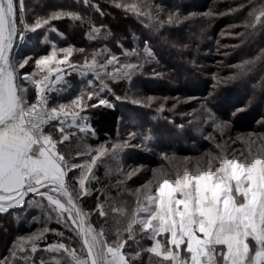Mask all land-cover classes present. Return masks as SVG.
Listing matches in <instances>:
<instances>
[{
  "label": "snow or ice",
  "instance_id": "obj_1",
  "mask_svg": "<svg viewBox=\"0 0 264 264\" xmlns=\"http://www.w3.org/2000/svg\"><path fill=\"white\" fill-rule=\"evenodd\" d=\"M108 2L125 14L147 21L145 26L157 32L166 26H178L194 15L182 16L176 9L162 16L151 0ZM74 3L100 17L106 14L93 0ZM243 10H248L243 22L246 32L229 34L244 37L264 31V0H246L226 12L201 15H231ZM65 18L88 23L89 38L101 34V29L80 12L61 8L38 15L25 0H0V214L10 215L35 205L46 209L47 220L54 218L65 229H51L45 223L36 232L18 237L9 249L10 258L0 259V264H48L37 257L41 251L53 254L54 264H145L142 253L149 254L148 264H153V257L159 258L156 264H264V135L258 137L260 147H255L257 141L248 139L246 152H229L226 142H216L218 153H205L206 159L197 160L195 166H190L191 157H183L171 171H154L152 179L136 189L135 206L130 211L126 206L117 207L95 187L101 183L96 174L100 165L117 160L125 149L141 145L132 142L136 132L95 148L82 144L87 136H95L87 113L101 106L115 108L113 100L102 93H111L115 101H128L127 95H116L110 83L131 81L153 53L147 41L142 50L133 48L131 52L118 42L121 55L109 51L102 60L103 50L89 58L84 48L58 47L55 43L44 55H22L18 51L32 39L31 34L45 28L57 31L52 22ZM77 52L84 54L79 65L71 60ZM257 63H264V49L252 59L230 65L238 69L232 76L217 79L213 74V89L222 82L243 79ZM73 71L82 76L90 73L98 83L89 79L87 87L71 99L58 100L60 93L70 90L66 77ZM168 100L163 97L161 102L150 96L143 100L133 97L130 102L144 107L155 103L162 113ZM176 107L173 103L172 109ZM201 107L206 114L203 122L210 123L213 132L223 137L230 122L216 117L206 105ZM243 110L238 108L232 115ZM260 123L264 125V121ZM73 139L78 150L75 157H69L62 146ZM205 139L215 141L212 133ZM164 159L171 163L174 157L165 155ZM138 170L125 175L130 179ZM112 171L108 169L105 175ZM88 199L96 201L91 210L84 207ZM110 213L118 214L112 224L108 222ZM93 215L102 218L99 226L94 225ZM49 232L59 239L41 249L39 242ZM141 240L150 241V246L143 247Z\"/></svg>",
  "mask_w": 264,
  "mask_h": 264
},
{
  "label": "trees",
  "instance_id": "obj_2",
  "mask_svg": "<svg viewBox=\"0 0 264 264\" xmlns=\"http://www.w3.org/2000/svg\"><path fill=\"white\" fill-rule=\"evenodd\" d=\"M25 2L26 5L30 9H33L38 15H47L50 11L61 8L80 12L83 16H85L86 21L90 19L92 25L95 27H101V25H103L102 30H104L105 33L101 32L100 35H93V38L95 37V39H91L89 38L90 26L88 23H81L78 21L73 22L67 18L53 21L52 27L58 31L55 33L52 29L45 28L38 30V33L36 34H31L32 39L27 41L26 45L18 50L22 55L46 54V51L50 50V46L53 44L49 39L56 35L59 40V43H56L58 47L73 45L77 49L84 48L86 49L85 54L89 57L93 52H96L95 48L103 49V44H107L108 46L115 45L118 40L124 42L125 44L131 41V43H127V45L136 46L134 44V39L137 37V42L140 43L139 46L141 47L145 41H158L157 43L155 42V47H153L152 50H154V59H157L161 65L163 63L176 65L177 63L180 67L179 69L183 66V62L181 60L174 63L172 61L173 57L176 55L173 50L171 51L169 44L171 43V40H177L175 39V36L167 35V26L157 32L152 28L145 26L144 22L147 21H142V19H138L136 16L131 14H125V12L121 9H118V12H123L125 14L124 17L116 18L111 9L117 10V8L113 7L108 0H93L94 3H99L102 10L106 13L103 17H100L98 13H95L91 9H86L82 4H75L74 0H25ZM127 2H136V0H127ZM242 2H246V0H151L153 8L158 3L160 5L169 6L173 10L179 9V11H184L188 14L195 12H201L202 14L209 11L213 13L226 12L229 7H236ZM163 11L164 10L162 9L161 15H163ZM247 11L248 10H243L239 13L231 15H213L211 17H203L200 15L191 18V28H199L201 31V35L198 36L199 41L197 39L194 41L195 46L201 50L198 57L209 58L212 50L219 49V57L217 58L221 60V64L228 67V71H225L227 67L220 68V71L217 69V75L220 77L222 76L224 78L225 74H230L229 76L234 75L238 69L229 67L230 65L239 64L241 61L246 59H252L260 52L261 49H264V31H257L256 34L252 36L247 34L244 37L232 36L229 38V43L231 44L230 46L238 45V47H230L224 51L220 47H216V41L212 42V40L208 41L207 39L202 40V38H204L206 32H211L214 35V32H218L223 27L230 25H241L238 28L231 27L233 32H246V29L243 27V22L247 18ZM63 21H71L74 24L76 31L71 32L69 29L63 27ZM125 28H127L126 31ZM132 30H134V33L131 32ZM45 34H47V38L43 39ZM160 34L162 36H160ZM167 37L169 38L168 41L170 43H166L165 38ZM162 42L163 47L160 46ZM164 47L167 48L165 49ZM168 51L171 53V56L169 57H167ZM225 51L229 53L228 56L223 55L222 52ZM83 58L84 54L77 52L71 57V60L73 63L79 64ZM133 61H135L134 57ZM166 64H163V66L160 65L157 70H167V74H172L170 69H172L173 66H168ZM164 66L165 68L163 69ZM193 72L196 76H198L197 79L201 80V82L199 81L198 87L194 89V92H202L203 97L201 100L204 102L202 105H206V107L210 108L212 112L215 113L216 117L234 122L237 126H242L245 123H248L249 128L251 126L258 129V126H260V128L263 126L261 130H264V125L260 123L264 121V89L261 88V81L262 78H264V63H257V66L253 69V71L249 72L243 79H237L227 83L222 82L216 89H213V82L208 85V81L203 79L198 72ZM193 72H191V74H187L184 80L178 77H175V80H180L181 82L189 85L191 78L195 76ZM69 81H74L73 83H68L71 84L70 88H72L77 84V81L82 82L83 79L75 78L74 80L69 79ZM253 85H255V87H253ZM81 88L84 87H80L77 90L79 91ZM186 89L189 88L186 87ZM78 91H71L70 89L69 91L60 93L57 96V99H71ZM238 108H242L244 110L238 112L236 116H233L232 113ZM89 114V121L91 127L95 129V136H87L82 144H86L87 142L88 144L99 145L105 141H115L118 137H120V128L124 122L123 118H127V116L119 105L116 104L114 109L104 108L102 106L93 108ZM203 114L206 116L204 112ZM62 149L66 152L77 151L78 148L76 140L73 139L71 144L62 146ZM137 153L133 155H128L124 152L120 153L117 160L109 159L104 164L100 165V167L96 170V174L100 177L101 183L95 185V187L99 188L101 193H104V195L114 200L117 207L126 206L129 211L134 208L136 197L134 192L130 191L128 186L124 189L126 182L122 177L125 175V172L123 170L117 171V169L126 164L128 161L134 160L137 156H139L140 151ZM108 169H112L113 171L106 176L105 173ZM118 181L120 182L119 184L117 183ZM103 199L104 196L102 195L101 200ZM95 203V199H88L84 207L86 210H91L95 207ZM25 209L23 211H25ZM117 215L118 214L116 213H110L108 219L109 224H112L113 219ZM0 220H2L0 221V229H6L5 231L9 233V238L5 242L7 251H3V255L10 258L8 250L12 247V244L17 236V232L14 228L17 225L19 226L21 221H18V219L14 215L12 216V214H0ZM101 220L102 218H98L96 215L92 216V221L96 224V226L100 225ZM58 239L59 237H57L54 232H49L46 234V239L39 242V246L42 249L47 244L55 243ZM129 243H131V241ZM140 243L145 248L150 246V241L148 240H141ZM41 254H44L43 258L46 262H48V264H54L53 261L47 259V252H38L37 257H41ZM148 256V253H142L145 264H148ZM158 259L159 258L153 257V264H156Z\"/></svg>",
  "mask_w": 264,
  "mask_h": 264
},
{
  "label": "rangeland",
  "instance_id": "obj_3",
  "mask_svg": "<svg viewBox=\"0 0 264 264\" xmlns=\"http://www.w3.org/2000/svg\"><path fill=\"white\" fill-rule=\"evenodd\" d=\"M157 7L160 8V10H164L162 16H166L168 12L174 11L169 6H164L162 4L160 5L158 3L156 6H154V9ZM111 10L116 18H122L125 15L121 11L118 12V9ZM179 12L182 14V16H189L190 14L184 11ZM191 14L194 15L189 16L187 20L178 26H167V35L175 36L177 41L171 40L170 43L168 41V37L165 38V41L166 43H170L169 46L171 47V51L173 50V52H175L176 56L173 57V63L177 62L178 60L183 62L181 69H179L180 67L176 63V65L169 64L170 66H173L172 69H170L172 74H167V70L158 71L157 68L161 65V63L152 57L151 60L144 64L143 69L133 76L131 81L119 80L110 83L112 91L121 97L127 95L129 97L128 101H115L111 93H102L106 94L109 99L113 100L115 105H119L126 113L127 118H123L124 122L120 128V137L127 139V134L129 132H136L137 137L132 142L134 144L141 145L137 148L125 149L123 152L128 155H133L140 151L139 156L136 155L137 157L134 160H130L118 168L119 170H123L125 173L130 172L132 169H139L130 179L127 178L126 175L122 177L126 182L124 189H126L128 186L130 191H133L134 194L137 188L152 179L154 171H158L160 169L171 171L173 165L179 164L183 157H191L192 160L190 166H195L197 160L203 161L206 159L205 153H218L219 150L215 147L216 142H226L229 152L233 150L237 152H246L248 148L246 141L248 139L257 141L255 147L261 146V142L258 137L264 135V130H261L263 126L261 128L258 126L259 128L255 129L251 126L249 128L248 123H245L242 126H237L234 122L229 121L230 127L226 130L225 135L221 137L219 132H213V128L210 126V123L203 122L205 120V116L200 107L204 103L201 100L203 94L202 92H194V89L198 87L199 81L201 82V80L197 79L198 76H196L193 71L198 72L203 79L208 81V85H210L212 82L215 83L213 80V74L216 75L217 79L223 78L222 76L220 77L217 75V69L219 70L220 68H226L227 66L221 64V60L217 58L219 57V49L212 50L211 56L209 58L198 57V55L201 53V50L195 46L194 41L196 39L199 41L198 36L201 35V31L199 28H191L192 26L190 25L192 24L191 18L194 16H200L201 12H195ZM144 23L146 24L147 22ZM62 25L71 32L76 31L74 28L75 26L71 21H63ZM97 28H100L101 32L105 33L101 27ZM126 30L127 28H125V31ZM57 31H55V33ZM133 31L134 30L131 32ZM232 32L233 31L230 26H225L218 32H214V35L211 32H206L202 40L207 39L208 41L212 40V42L216 41V47H220L224 51L225 49H229L231 47L229 38L232 37V35L229 33ZM160 36L162 35L160 34ZM45 38H47V34L44 35L43 39ZM93 39H95V37ZM49 40L55 44L59 43L57 35L53 36V38ZM118 41L119 43L123 44V48L128 51H131L133 48L140 50L144 48V44L142 47L139 46L140 43L137 42V37L134 39V44L136 46H128L127 43H131V41L127 42L126 44L120 40ZM118 41L115 45L111 46L103 44V49L95 48L96 52H101V50H103V54L99 58L103 59L109 51L119 56L122 50L120 47H118ZM155 42L157 43L158 41H148V45L151 48L152 53H154L152 48L155 47ZM224 45H228L229 47L225 48ZM160 46L163 47V42L160 44ZM164 48L166 49L167 47ZM60 55L63 54L61 53ZM169 56H171V53L168 51L167 57ZM81 63H83V59L79 64ZM163 64L161 66H163ZM164 68L165 66L163 69ZM227 69L228 67L225 71H228ZM191 72H193L195 76L191 78L189 85L181 82L180 80H175V77L184 80L187 74H191ZM229 75L230 74H225L224 78L229 77ZM75 78H81L83 81H77V84L70 88L71 91H78L77 89L80 87L86 88L89 79H93L90 73L82 76L78 71L70 72V75L66 77L68 83H73L74 81H69V79L74 80ZM93 83L98 82L93 79ZM69 85L71 87V84ZM186 87L189 89H186ZM150 96L155 97L157 101L161 102L163 97L169 98L165 104L164 112H158L157 104L155 103L152 107H144L134 105L130 102L131 98L133 97L143 100ZM172 98L177 99L173 100ZM173 103H176L177 105L175 109H172ZM90 111L91 109L87 113L88 118H90ZM209 133H212V135L215 137V141L211 139H205ZM249 133H253L255 135L249 137ZM86 145H90L92 148L97 146L88 144L87 142ZM66 153L69 155V157H75L76 151H67ZM165 155H167L169 158L174 157L171 163L168 159H164ZM201 166H203V164ZM36 200H39V198L37 197ZM45 213L46 209H42L35 205L32 207H27L25 211L12 212V216L14 215L18 221H21L19 226L17 225L14 228L17 232L15 240L18 237L28 236L31 233L36 232L38 229L42 228L45 223L51 229L65 231L63 225L57 223L54 218L47 220ZM5 230L0 229V259L8 257L3 255V251H7L5 242L9 238V233H7ZM66 235H68V233H66ZM77 250L79 251L78 246ZM41 255V257H43L44 254ZM47 255V259L53 261V254L47 253Z\"/></svg>",
  "mask_w": 264,
  "mask_h": 264
}]
</instances>
